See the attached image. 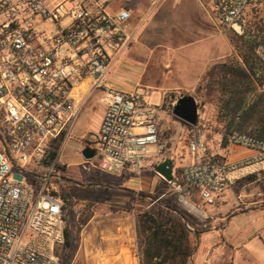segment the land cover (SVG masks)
<instances>
[{"label":"built area","instance_id":"2783aa9c","mask_svg":"<svg viewBox=\"0 0 264 264\" xmlns=\"http://www.w3.org/2000/svg\"><path fill=\"white\" fill-rule=\"evenodd\" d=\"M163 2L0 0V264H60L66 219L56 166L88 95L101 92L106 110L99 132L81 147L83 170L117 177L130 188L151 172L172 186L192 232L216 229L208 208L239 180L264 171V140L256 135H228L232 148L247 152L240 157L210 153L199 109L188 126L190 162L182 182L175 168L171 181L158 173L168 149L161 122L169 107L147 102L148 90H118L107 77L138 37L132 19L147 21ZM210 11L225 32L255 39L264 62V0H211ZM87 146L95 151L91 159L82 155ZM26 172L37 181H24ZM132 189L144 192L142 183ZM166 196L151 198L156 203Z\"/></svg>","mask_w":264,"mask_h":264},{"label":"rangeland","instance_id":"374dc122","mask_svg":"<svg viewBox=\"0 0 264 264\" xmlns=\"http://www.w3.org/2000/svg\"><path fill=\"white\" fill-rule=\"evenodd\" d=\"M202 1L205 7L197 0H181L180 4H177L180 7H175L185 19L181 17L177 19L176 28L174 29L175 38L172 39V45L176 44L186 47L183 50L186 59L178 60L176 64V68L178 67L177 71L163 72L164 77L159 79L162 86L167 85L165 82L167 80L170 86L191 88L198 82V76L202 71L204 60L230 52L231 49L234 53L230 56L236 55L235 45L239 37L233 32L227 33L222 29L219 31L215 30L213 23L215 20L208 16L209 14L211 15V7L209 8L206 5L207 0ZM164 2L148 20H151L149 29L154 32L161 27L164 31L167 29L168 26L167 24L164 26L162 16L167 10V12L170 10L174 11V7L166 8V4L163 7ZM211 29H214V33L207 34V31L210 32ZM164 40L158 39L157 41L161 42ZM140 41L139 36L124 51L121 59L123 60L126 57V60H130L132 58L131 49L139 46ZM193 41L194 43H192ZM149 44L153 45L151 42ZM226 58L219 61H223ZM136 68L133 65L129 69V73L139 77L142 72ZM110 85L112 86V83ZM162 86L158 89L153 88L151 96L147 97L146 101L153 105L161 104L162 88L165 87ZM193 91L177 90L165 95L164 105L169 107V111L168 114H165L167 118H164L161 122V135L163 141L167 142L168 149L160 162H158L159 165L167 159H171L176 167H185L190 162L187 145L190 134L189 127L174 118L172 103L181 95L186 94V92L192 93ZM101 95V92H97L88 95L87 98L84 97L82 110L73 132V139L66 144L63 153V163H60V165L64 166L62 171L64 177L86 184V186L79 185V187H74L73 184L75 183L67 181H62L59 184L60 194L67 195V198H65L67 207L65 219L66 229L71 238V246L65 245L58 253L60 264H141L136 234V214L145 211L148 207L146 202L138 199L139 195L151 196L166 193L167 196L164 200L169 202H174L175 198L172 186L168 182H163L149 171L144 172L141 182L135 180L133 184L131 183L132 188L137 187L141 183L143 186L144 192L134 194L124 190L122 187L134 191L125 181L117 177L99 171L88 173L83 170L82 163L84 160L80 150L83 145L89 143V139L93 135L97 134V114L102 106ZM184 96L195 99L192 95ZM198 104L201 114L206 118L204 123L206 125L205 133L208 141H210L209 152L215 153L214 151H218L216 147V142L218 141L215 140L217 132L214 130L218 111L216 99L212 98L204 103L198 102ZM139 131L140 129L137 130V132ZM171 138L173 139V144L177 145V149H170ZM20 176L26 182L33 183L37 181V178L27 174H20ZM90 184L105 185L91 186ZM82 187H96V189H82ZM226 194V197L229 196L231 198H226L229 205L222 204L221 208L228 217H231L236 212H244L254 207L264 206V187L259 182L244 178L232 187L230 193ZM224 199L225 196L223 200L220 198L219 201L223 202ZM188 218L191 219V217ZM123 235L126 237V244L128 245L125 250L120 245ZM121 250H123L122 255H120Z\"/></svg>","mask_w":264,"mask_h":264},{"label":"trees","instance_id":"16d2710c","mask_svg":"<svg viewBox=\"0 0 264 264\" xmlns=\"http://www.w3.org/2000/svg\"><path fill=\"white\" fill-rule=\"evenodd\" d=\"M256 43L255 39L239 37L235 45L236 55L212 63L195 90L184 94L192 95L197 102L202 103L216 99L218 111L214 130L222 135L221 144L224 146L228 145V135L233 131L249 132L264 140V62L256 54ZM174 118L181 121L176 116ZM181 122L189 126L188 123ZM158 166L156 164V168ZM56 168L63 171L64 166L58 164ZM174 168L175 177L182 182L184 167ZM245 179L259 182L264 187V171L249 175ZM55 181L62 183L59 179ZM73 186L79 187L76 184ZM62 197L65 200L67 195L62 194ZM138 199L146 202L148 207L136 214L141 264H191L197 247V237L177 213V204L164 199L154 203L156 197L150 198L143 194ZM66 212L65 204V218ZM188 222L193 224L189 218ZM64 238L65 245L71 246V238L66 228Z\"/></svg>","mask_w":264,"mask_h":264},{"label":"crops","instance_id":"0c3cea01","mask_svg":"<svg viewBox=\"0 0 264 264\" xmlns=\"http://www.w3.org/2000/svg\"><path fill=\"white\" fill-rule=\"evenodd\" d=\"M180 2L181 0H166L162 5L165 7L166 4V8L174 7V11L170 10L167 12V10L162 16L164 26L165 24L168 26L165 31L162 27L156 32L149 29V23L151 20H148L150 18L145 22L139 21L137 17L132 19V24L139 28L138 37L140 36L141 39L139 43L140 45L131 49L132 58L130 60H126V57L122 60V54L114 63L107 77L109 78L107 80L109 85L112 83L113 87L125 92H134L142 88L149 91L150 95L148 97H150L153 88L158 89L162 86L159 79L164 77V71V73L172 70L174 72L177 71L178 67L176 68V64L178 60L186 59V55H184L183 52L186 47L176 44L172 45V39L175 38L174 29L176 28L177 19L180 17L185 19L175 8L179 6L177 4H180ZM197 2H200L203 6L205 5L202 0H197ZM206 2V5L210 8L211 0H207ZM208 16H210L211 19L213 18L212 14H209ZM213 23L215 30H223L216 21H213ZM213 33L214 29H211L210 32L207 31V34ZM158 39L164 41L159 42L157 41ZM150 42L153 43V45H150ZM192 43H194V41ZM233 53L234 52L231 49L230 52H225L204 60L202 71L198 76V82L191 88L183 86L173 87L168 85L167 80H165L167 85H163L165 87L162 86L163 95L161 104L165 102V95L169 92L177 90L193 91L199 84L207 68L212 63L219 62L220 59L226 57H231L230 55ZM133 65L137 67L136 69L138 71L142 72L139 77L133 76L129 73V69L132 68ZM182 96L183 95L180 97ZM100 108V112L97 114V133L99 132L106 110L103 101ZM164 118H167V115L163 113L162 120ZM215 135L217 136L215 140L218 141L216 142L218 152L226 154L232 158H237L247 153L245 150L232 148L229 143L227 146L222 145L220 141L222 135L219 133H216ZM170 141V149H177V145L175 146L173 144L172 138ZM208 144L210 146V141H208ZM231 189L232 188L227 191L230 193ZM227 191L225 194L228 193ZM225 194L221 197L223 200V197L225 196L223 202L218 200L214 206L208 208V211L211 214L210 224L216 229L200 232L199 237L196 239L197 247L192 255L191 264H264V206L254 207L244 212H236L231 217H228L226 216V212H223L221 208L222 204L229 205L226 198L230 197H226L227 194ZM230 199L228 200L230 201ZM121 243L120 245L123 247V250H125L128 245L126 244V237L124 235L122 236ZM123 250L120 251V255H122Z\"/></svg>","mask_w":264,"mask_h":264},{"label":"water","instance_id":"95a60500","mask_svg":"<svg viewBox=\"0 0 264 264\" xmlns=\"http://www.w3.org/2000/svg\"><path fill=\"white\" fill-rule=\"evenodd\" d=\"M195 99H193V98L191 99V98H187L185 96H182L178 100L176 105L174 106V109H173L174 116H176L181 121H184L188 124H195L198 120V110H199V104H198L197 100H195ZM82 155L86 159H91L95 156V151L92 148L87 146L82 150ZM173 168H174L173 161L171 159H167L161 165H159V167L157 168V171L166 180L171 181L173 179ZM26 173L31 175V176L38 177V175H36V174L30 173V172H26ZM61 179L63 181L75 183L77 185L86 186V184L80 183L79 181L72 179V178L61 177ZM90 185L91 186H94V185L102 186L105 184H90ZM122 188L126 191L137 194L135 191H133L131 189H128L126 187H122ZM149 197L151 198V196H149ZM177 213L183 217L185 222H187L186 216L181 211L178 210ZM193 232L195 233L196 237L198 238L200 235V232L199 231H193Z\"/></svg>","mask_w":264,"mask_h":264}]
</instances>
